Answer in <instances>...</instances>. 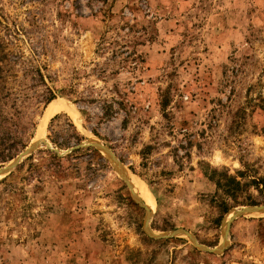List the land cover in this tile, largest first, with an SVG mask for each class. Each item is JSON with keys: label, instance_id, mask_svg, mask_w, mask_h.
Wrapping results in <instances>:
<instances>
[{"label": "rangeland", "instance_id": "obj_1", "mask_svg": "<svg viewBox=\"0 0 264 264\" xmlns=\"http://www.w3.org/2000/svg\"><path fill=\"white\" fill-rule=\"evenodd\" d=\"M0 20V37L28 41L12 47L27 60L45 38L48 74L73 90L53 101L70 111L47 119L52 102L32 115L33 137L12 159L35 138L52 150L0 175V264H264V216L233 219L217 254L186 235L152 238L102 152L59 165L47 154L71 153L73 124L121 161L154 234L223 244L234 210L264 205L253 183L264 179V0H0ZM224 176L243 184L233 198L217 189Z\"/></svg>", "mask_w": 264, "mask_h": 264}, {"label": "trees", "instance_id": "obj_2", "mask_svg": "<svg viewBox=\"0 0 264 264\" xmlns=\"http://www.w3.org/2000/svg\"><path fill=\"white\" fill-rule=\"evenodd\" d=\"M27 25L35 29L42 28V25L37 22ZM4 27L5 29L8 28L7 25ZM15 27L14 30L16 32H21L25 29L21 25ZM21 42L28 43L24 37L15 36L13 40L0 37V162L12 159L19 150L26 146V142L33 137L36 127L33 114L40 113L57 97L73 93L70 84L66 81L58 82L55 77L48 74V66L45 62L47 61L46 57L50 43L45 38H37L35 40L37 47L32 48L30 51V60L25 59L22 52L15 55L12 51V47L20 48ZM12 57L17 59H11ZM13 65H17L18 68L15 69ZM9 81L13 85L10 84L9 86ZM115 103L119 105L121 110L124 108L122 102ZM113 113L115 111L111 104L102 107L104 120L111 118ZM70 127L75 133V145L70 148L72 149L78 146L83 139L76 134L73 124H70ZM47 138L50 140V136ZM51 142L56 144L54 141ZM66 148H69V146H66ZM80 149H73L68 156L62 158H58L57 155L51 152H47V154L50 156V160L58 165L64 158H72L80 151L90 153L96 159L100 157L93 148ZM30 159L28 158V160ZM253 183H255L254 185L260 192H264V179H259ZM216 186L218 190L227 194L226 196L233 198L235 196L234 193L240 190L243 184L235 177L224 176L223 179L216 180ZM223 201L221 204L224 203ZM250 205L257 204L250 203Z\"/></svg>", "mask_w": 264, "mask_h": 264}, {"label": "water", "instance_id": "obj_3", "mask_svg": "<svg viewBox=\"0 0 264 264\" xmlns=\"http://www.w3.org/2000/svg\"><path fill=\"white\" fill-rule=\"evenodd\" d=\"M42 147H46L47 149L52 150V148L50 147L49 143L46 140L38 139L35 142H31L22 152H20L14 159H12L8 165L0 168V175H6V174L10 173L24 158L30 156L32 153L36 152L37 150H39ZM83 147H92L95 150L102 152L107 157V159L111 162L113 168L120 175V177L125 182L128 189L131 191L133 198L139 204H141L143 206V208L145 210V221L143 224V229H144L145 233L148 234L152 238L166 239V238L176 237L178 235H186L198 249L217 254V253H220L225 248L227 230L229 228L230 222L233 219L238 218V217H242V216L256 217V215L264 213V205H250V206H245V207H241L239 209L234 210L232 212L231 216L227 217L225 222H224L223 244L219 245L218 247H216L214 249H210V248H206L204 246H201L200 244H198L195 241L194 237L191 234L185 232L182 229H178L175 231L162 233V234H154L150 230V228L148 226V222H147V220L149 218V214H150L149 210L146 207V205L142 203V201L137 196V194L134 192V189H133L131 182H130V180H129V178H128L125 170H124V167H123V164L121 163V161L116 157V155L112 152V150L109 147L105 146L104 144H102L101 142H98V141L81 142L78 146L68 150V152H70L73 149L83 148ZM57 154H58V152H57Z\"/></svg>", "mask_w": 264, "mask_h": 264}, {"label": "bare ground", "instance_id": "obj_4", "mask_svg": "<svg viewBox=\"0 0 264 264\" xmlns=\"http://www.w3.org/2000/svg\"><path fill=\"white\" fill-rule=\"evenodd\" d=\"M71 110V107L69 104L65 103V102H53L46 113V118L48 119L49 117L59 114L61 112H68ZM36 139V138H35ZM35 139L33 140V142H35ZM134 188H136L137 191H141V188L139 187L138 183H135ZM143 188V187H142ZM144 191V190H143ZM147 198V197H146ZM143 202L146 204V202L143 200ZM146 206L148 207V205L146 204ZM264 216V213H261L259 215L256 216Z\"/></svg>", "mask_w": 264, "mask_h": 264}]
</instances>
